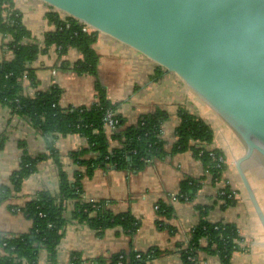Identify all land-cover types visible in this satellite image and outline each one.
I'll return each mask as SVG.
<instances>
[{"label":"crops","instance_id":"1","mask_svg":"<svg viewBox=\"0 0 264 264\" xmlns=\"http://www.w3.org/2000/svg\"><path fill=\"white\" fill-rule=\"evenodd\" d=\"M15 6L32 37L41 40L46 31L55 29L46 18L51 8L45 2L15 0ZM4 39L0 32V43ZM93 46L99 56L97 76L60 68L63 59L73 63L81 55L71 48L61 57L58 48L52 46L33 63L39 85L29 87L27 92L34 94L36 90H46L55 84L62 89V106H88L96 101L95 82L99 79L108 98L112 102H121L118 111L128 124L137 123L142 115L158 107L169 112L168 120L162 125L167 154L162 159L151 160L140 170L133 166L97 168L91 176L85 175L82 179L86 201L105 200L115 214L130 212L139 220L140 225L134 233L117 226L99 235L88 224L72 220L73 203L64 202L62 217L67 222L63 235L52 253L40 250L38 263L71 264V256L76 252L83 264H113L112 256L117 253L145 252L154 248L160 254L152 264H183L181 247L187 246L192 229L202 218L198 206L207 205L210 209L206 218L210 222L234 223L244 238L245 249L235 251L230 264H264V228L235 166L237 158L244 153V146L236 134L177 75L160 68L140 52L103 33H99ZM10 57L8 53L7 58ZM180 107L188 108L211 125L214 140L210 147L221 150L227 160L224 180L237 190L236 203L223 207L224 201L217 195L223 182H213L210 177L202 180L193 200L173 199L172 196L179 194L184 179L204 175L202 161L191 150L171 153L177 139ZM0 139L4 140L0 146V188L8 185L12 189L10 176L19 168L24 152L31 156L48 154L51 146L56 151L38 163L37 171L23 181L19 191H13L11 197L0 202V232L28 233L33 221L22 208L41 192L59 198L63 173L73 181L77 170L85 172L86 167L78 166L69 153L86 146V139L73 133L53 140L45 136L31 118L11 111L6 105H0ZM244 168L264 210V163L255 156L244 164ZM159 202L173 208L172 216H160L156 209ZM198 258L199 264H224L217 255L205 250L199 252Z\"/></svg>","mask_w":264,"mask_h":264},{"label":"trees","instance_id":"2","mask_svg":"<svg viewBox=\"0 0 264 264\" xmlns=\"http://www.w3.org/2000/svg\"><path fill=\"white\" fill-rule=\"evenodd\" d=\"M46 18L55 29L46 31L43 38L38 40L32 37L24 25L15 0H0V32L6 38L0 43V105H8L10 109L18 105L16 113L31 118L36 127L53 140L73 133L84 137L86 146L69 155L78 166H85L86 170H77L73 181L63 173L62 195L59 198L48 192H41L22 208L24 214L33 221L28 233L0 232V264H39L40 250L52 253L67 222L62 217L64 202L73 203L72 220L88 224L99 235H103L106 229L117 226L128 233H134L140 225L139 220L130 212L115 214L108 208L109 202L105 200L86 201L83 197L82 179L85 175L91 176L97 168L126 169L133 166L140 170L151 160L162 159L167 154L162 138V125L168 120L169 112L158 107L142 115L137 123L128 124L118 111L121 102H112L108 98L106 88L99 79L95 82L96 101L88 106H62V89L55 84L46 90H36L34 94L27 92L29 87L37 88L39 85L33 63L52 46L58 48L61 57L71 48L78 50L81 55L73 63L63 59L60 68H71L78 74H98L99 56L93 45L99 32H83L82 25L75 19L52 9L46 13ZM67 22L70 23V28H66ZM8 53L10 58H7ZM108 111L114 112L111 131L106 126ZM178 114L180 123L171 153L191 150L202 161L204 170L211 172V180L218 182L226 171L227 164L217 168L209 155L214 140L211 125L186 107H180ZM3 141L0 139V146ZM50 150L48 154L40 153L37 156L24 152L19 168L10 176L12 189L8 185L0 188V202L11 197L13 191L21 189L23 181L37 171L41 160L49 157L48 155L52 156V153L56 154L53 146ZM213 152L224 156L217 148ZM206 177L204 172L200 178L184 179L179 194L172 197L181 201L193 200ZM224 190L226 194L220 197L224 201L222 206L236 203V197H228L230 187L226 186ZM157 205L160 216H172L171 206L164 202ZM198 209L202 218L192 229L187 246L180 250L183 264H196L201 250L217 255L224 264H230L232 254L245 249L239 228L236 224L225 221L210 222L206 218L210 209L207 205H199ZM159 222L162 224L161 220ZM159 254L160 251L154 248L145 252L132 250L117 253L111 260L113 264H118L120 260L124 264H152V260ZM138 255L140 256L137 257ZM71 264H83L78 253L72 254Z\"/></svg>","mask_w":264,"mask_h":264},{"label":"water","instance_id":"3","mask_svg":"<svg viewBox=\"0 0 264 264\" xmlns=\"http://www.w3.org/2000/svg\"><path fill=\"white\" fill-rule=\"evenodd\" d=\"M177 75L236 134L237 173L264 228L244 164L264 163V0H41Z\"/></svg>","mask_w":264,"mask_h":264},{"label":"built area","instance_id":"4","mask_svg":"<svg viewBox=\"0 0 264 264\" xmlns=\"http://www.w3.org/2000/svg\"><path fill=\"white\" fill-rule=\"evenodd\" d=\"M55 11V10H54ZM62 13V12H61ZM62 15L63 16H65V17H68V16H66L65 14H63L62 13ZM71 18V17H70ZM78 22V21H77ZM79 23V22H78ZM80 25H82V31L83 32H87V33H92V32H95V30H93L91 27H89V26H87V25H85V24H81V23H79ZM66 28H70V23H68L67 22V24H66ZM52 72L53 73H56V70H52ZM17 101V100H16ZM6 106H8V105H6ZM9 107V106H8ZM10 108V107H9ZM17 109H18V105L14 108H11L10 110H12L13 112H15L16 113V111H17ZM113 115H114V112H112V111H108L107 112V115H106V117H105V119H106V126H107V129H108V131H111L112 130V128H113V120H112V118H113ZM210 150V153H209V155L212 157V160H213V162L214 163H216L215 164V166L217 167V168H219V167H221V165L222 164H227V160H226V158L224 157V156H221V155H216L215 154V152H213V150H214V148H210L209 149ZM204 172H205V174L207 175V177H210L211 178V172H209L208 170H204ZM221 181V183H222V185H221V187H220V189H219V191H218V197L220 198L221 196H223V195H225L226 194V191L224 190L225 188H226V186H229L230 187V192H228V197H236L237 198V190L236 189H234L232 186H230V184H229V182L227 181V180H224V173H223V175H222V177H221V179L218 181V182H220ZM174 199V198H173ZM221 199V198H220ZM238 199V198H237ZM91 202H95V201H91ZM158 208V205H156V209ZM244 243V242H243ZM140 255H138L137 257H139ZM199 262V261H198ZM198 262H196V264H199ZM118 264H124V262L122 261V260H120L119 262H118Z\"/></svg>","mask_w":264,"mask_h":264},{"label":"rangeland","instance_id":"5","mask_svg":"<svg viewBox=\"0 0 264 264\" xmlns=\"http://www.w3.org/2000/svg\"><path fill=\"white\" fill-rule=\"evenodd\" d=\"M199 111V110H198Z\"/></svg>","mask_w":264,"mask_h":264}]
</instances>
